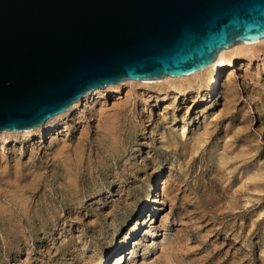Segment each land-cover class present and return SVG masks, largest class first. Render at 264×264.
Here are the masks:
<instances>
[{"label": "rangeland", "instance_id": "obj_1", "mask_svg": "<svg viewBox=\"0 0 264 264\" xmlns=\"http://www.w3.org/2000/svg\"><path fill=\"white\" fill-rule=\"evenodd\" d=\"M259 47L216 87L124 84L43 135L0 136V264H264Z\"/></svg>", "mask_w": 264, "mask_h": 264}, {"label": "water", "instance_id": "obj_2", "mask_svg": "<svg viewBox=\"0 0 264 264\" xmlns=\"http://www.w3.org/2000/svg\"><path fill=\"white\" fill-rule=\"evenodd\" d=\"M264 39V0H0V131L127 79L189 75Z\"/></svg>", "mask_w": 264, "mask_h": 264}, {"label": "bare ground", "instance_id": "obj_3", "mask_svg": "<svg viewBox=\"0 0 264 264\" xmlns=\"http://www.w3.org/2000/svg\"><path fill=\"white\" fill-rule=\"evenodd\" d=\"M261 45H264V39L263 40H260L258 42H253V43H237V44H235V45H233V46H231L229 48L221 49L218 52L217 57H216V59H215V61L213 63H211L210 65L206 66L205 68L200 69V70H198V71H196V72H194L192 74H189V75H181V76H175V77H173V76H167L166 77L165 76L162 79H156V80H152V81L127 79L123 83H116V84L106 85V86L101 87V88H96V89H94V90L86 93L85 95H83L77 101H75L71 105V107L68 108L67 110H64L62 112H59V113H57V114H55V115L47 118L41 124H38V125L34 126L33 128H31L29 130L27 129L25 131H8V130H2V131H0V136L9 135V134H30V133H33V132L34 133L39 132V134H42L43 131H51L55 127H58L59 123L56 121V119L58 117L62 116L63 114H68L72 110H75L78 105L84 104V106H85L90 101L92 102L93 98H95L94 95H96V94H97V97L104 98L106 96L107 92H108V94H109V92H111L112 97L118 99L119 98L118 88L120 86L124 85V84H156L157 87L159 88L158 90H156V92L160 94V93H162V90L161 89L164 88V82L165 81H169L171 83H176V84H171V85L168 84V86H166V88H168L170 86L172 88H168L166 91L171 90L173 92H178L179 94L184 95V94H186L187 89L183 88L180 85V84L183 83V81L185 82V80H189V79H192V78H197V77L202 78L203 77L205 79V82H207L208 85H210L212 87L213 86L216 87V86L219 85V83L221 81V76L224 74L223 71L225 69H230V68L236 66V61H237L238 56L240 55V53H243L244 55L247 52L248 53L249 52H252L253 53L257 49V47H259ZM246 58L248 60H252V59H255V56L254 55H248V57H246ZM114 94H116V95H114ZM140 97L143 98L142 96H139V98ZM134 105H135V103H134ZM103 109H104V107H103ZM99 116H101V115H99ZM6 140L7 139H5V136H4L3 137V141H6ZM149 215H150V213H148V216L147 215L146 216L149 217ZM151 218H152V216L148 220H150ZM146 219L147 218H145L143 220V222H145ZM139 225H140V222L139 223L137 222L136 224L133 225V227L124 235V238L119 243V247H121L120 244H122V243H124V245L126 244L127 238L130 237V236H132V233L134 231H137L138 230ZM137 234H139V232ZM132 238H134V236H132ZM158 238H159V236H158V230H155V229L152 230V233H151L150 238H149V241L151 242L149 248L152 250L151 251L152 253H153V251H155L154 248H153V245L156 243V241L158 240ZM147 249H148V247H147ZM112 251H113V247L111 246L109 248L108 253L109 252L111 253Z\"/></svg>", "mask_w": 264, "mask_h": 264}]
</instances>
